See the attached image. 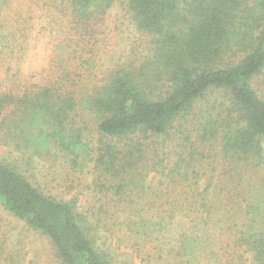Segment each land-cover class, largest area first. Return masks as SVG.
Wrapping results in <instances>:
<instances>
[{"label": "rangeland", "instance_id": "obj_1", "mask_svg": "<svg viewBox=\"0 0 264 264\" xmlns=\"http://www.w3.org/2000/svg\"><path fill=\"white\" fill-rule=\"evenodd\" d=\"M155 47V36L138 29L125 0L90 16L69 0H0V93L18 99L50 87L74 96L69 127L82 129L84 141L78 155L53 147L38 154L18 145L5 124L0 160L16 164L47 194L74 201L113 264H253L236 235L250 212L248 198L264 181V164L224 156L223 129L231 118L221 91L210 90L161 134L114 138L82 108L81 100L117 70L157 77L153 65H144ZM234 50L228 58L242 54ZM163 82L157 79V88ZM253 86L264 99V71ZM9 101L3 117L12 123L21 105ZM107 143L118 148L116 170L100 164ZM0 264L63 262L46 234L0 205Z\"/></svg>", "mask_w": 264, "mask_h": 264}, {"label": "trees", "instance_id": "obj_2", "mask_svg": "<svg viewBox=\"0 0 264 264\" xmlns=\"http://www.w3.org/2000/svg\"><path fill=\"white\" fill-rule=\"evenodd\" d=\"M69 1L78 14L90 16L115 0ZM125 1L138 29L155 36L154 54L144 65H153L157 77L143 80L141 72L123 68L86 95L82 108L96 115L100 132L114 138L167 133L214 89L226 97L231 118L223 129L224 156L230 162L263 165L264 99L253 81L264 71V0ZM235 46L242 54L228 58L236 53ZM157 79L164 81V88H157ZM8 101L21 105L12 123L3 117ZM76 105L74 96H62L50 87L18 99L0 93V126L9 124L16 143L34 147L38 154L53 147L78 155L83 132L69 127ZM209 127L213 124L202 130L207 133ZM101 150L105 154L100 164L116 170L117 146L107 143ZM0 205L46 234L63 264H113L97 247L74 201L47 194L3 159ZM248 207L236 240L250 252L253 264H264V181L248 198Z\"/></svg>", "mask_w": 264, "mask_h": 264}]
</instances>
